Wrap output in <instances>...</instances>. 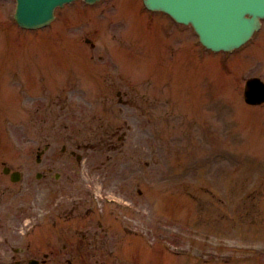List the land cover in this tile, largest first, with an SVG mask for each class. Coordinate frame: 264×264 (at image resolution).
<instances>
[{
	"label": "rangeland",
	"instance_id": "obj_1",
	"mask_svg": "<svg viewBox=\"0 0 264 264\" xmlns=\"http://www.w3.org/2000/svg\"><path fill=\"white\" fill-rule=\"evenodd\" d=\"M132 1L136 3L135 4L133 2L136 21L134 20L133 15L130 13H120V15L128 16L132 23H138L141 21L145 23L144 18H141L140 16L137 17V14L139 13L136 7L139 4V1ZM122 2L123 0H118L116 2V4L114 5L116 10L120 9ZM7 3L8 2L0 3V7H2L0 8V12H2L3 14L2 16H0V25L2 26V28L0 29H2L5 34L11 35L12 33H17V30L16 26L10 22L13 16V3L10 2L8 3L9 5ZM5 9L7 11H5ZM107 9H104L102 7L81 9L82 11H79L80 14L78 17H73L74 15L72 12L69 14L66 13L64 15L60 14L59 20L52 30L44 32L42 34H29L22 39L15 36L14 43L20 46L23 42L27 41V43L29 44L27 54L40 52L41 54H48L50 57L53 55L54 57H51V61L49 63H46L47 66L45 67H51L55 71H63L65 75L70 79L79 77L84 83H86L89 81V79L84 76L85 73H76L74 69L77 67H81L82 65L86 71L88 70L89 74V64H87L89 62V57L91 55L96 57L100 56L103 52L102 46L107 45V39L103 36L105 31L102 28V23L105 26L107 25V21L105 19L98 21L95 18V15L100 13L101 10L105 12L107 11ZM109 12L114 13L116 11L109 10ZM92 16L96 23L92 21ZM110 20L112 21V19ZM157 24L161 29L157 31V39L162 42H167V38L164 36L163 31V28L168 29L167 21L163 19L162 21H157ZM130 28L131 27H126L125 31L128 32ZM141 29L144 34L146 31H149L150 35L155 39L152 31L147 26H142ZM83 35L92 38V40L96 43L97 48L99 49L91 52L90 47L84 44V42L82 41ZM1 36L2 35L0 33V46ZM30 38H32V40H30ZM67 38H69V40ZM14 43H11V45H13ZM73 43L74 45L71 46ZM69 46L71 47L68 49L67 47ZM5 48V46L0 47V53H5ZM259 48L264 51V42L259 45ZM43 50L48 52H45ZM250 50L255 53L253 59L256 60L258 54L261 52H257L259 50L253 48H251ZM162 53L165 56L166 51L162 49ZM247 55L253 57V54H251L250 52H246V55L244 54V52L242 54L235 55V57H232L231 60L228 61L227 67L224 68H222L217 63L218 56L209 55L206 58V61L202 62V67H198L196 66L197 57L195 49L193 51L191 47L188 48L187 53L184 57L179 55L178 49L176 51L175 61H173V58L168 59V64H170V66L165 69L166 76L157 72L156 78L159 81L163 80L166 77L164 82H171L173 81L172 76H175L173 75V71L180 70L183 74V76H181V81L184 89L185 79L190 77V74L195 72L196 68V79L191 77L188 80V86L195 82V85L191 86L190 88L196 94V97L192 95L189 96V98L184 97L183 99H181V101H178L177 105L181 106L179 109L182 111L183 116H188L190 112L183 108L184 106L182 105L184 104H181V102H187L191 105L195 103L196 108H193V113L196 114V118H199L196 119V130H191V125L189 124L187 127L188 131L184 130V132L190 136L189 140L196 138V142L200 144L201 147L192 149V147H194L193 143L191 144L189 142V145H186L180 139H178L179 142L177 141L176 143H174V141L171 140L170 137L171 141L165 142V144H168L170 147H176L173 151V154L175 156L171 157L173 154L167 155L166 153H163V151L155 148L156 140L160 138L161 131H157L152 134V152H155V157L151 153V157L153 156L151 158V160L153 159V166L151 168L150 177H152V181H154V177L156 175H161L162 173V176L158 177H162L163 182H151L150 177L147 175V171L143 170V168H140L139 165L136 166V175L137 178H141L140 180H142V183L144 184V187L146 189L149 187L151 188V204L156 205L157 203V205L159 206V210L153 211L151 213L152 218L150 225L152 226V229L154 231L152 237L153 240L154 236L157 233L156 230L162 227L163 229L166 228L168 230H173L172 232H170V234H168V239L174 245L179 244L185 247L194 246L193 244H190L194 239V230L196 228L194 223L195 220H199V218H217L219 217V214H222V207L225 208V212H227V209L229 207L232 211H236V209L238 208L239 213L246 215L247 210L238 207V202L233 201V199L231 201L228 200L227 193H231L233 195V193L236 192V197L240 194L245 195V193H248V191L251 190L250 188L254 183H259L258 180L261 179L264 180V176H261L264 169V124L262 121L264 119V112L262 111L264 109V106H262L261 109H243L242 107V91L244 89L245 79L257 75L264 79V68L257 67V70H245V61L243 60V58ZM37 59H40V57H38ZM44 60L46 59L44 58ZM192 61H195L193 67H191L188 73L184 75V72L188 70L189 64H191ZM210 61H214V64L216 63V67L221 71L216 73L215 76L214 74H210L208 72L211 67ZM249 61L250 60H248L247 62ZM250 65L253 66L254 62L251 61ZM163 66L164 64L162 62H159L156 65L157 71L161 70ZM151 68L153 69V65ZM154 71L155 70L153 69L152 72ZM204 72H207V75ZM216 77L220 81L213 82L212 79H216ZM38 83L40 84L41 82L39 81ZM17 84V79H8L3 81L2 90L3 99L5 102H18L10 93L11 90L15 86H17ZM68 84L61 85L55 81L54 84H50V86H39V89H36V91H42L40 92L41 97H25L23 99V102H33L35 112L36 109L40 105H42V102H72L71 112L73 116L71 117V119L74 120L76 117L84 118L80 123H67L71 130L79 131L76 137H74V140L89 139L86 138L85 135H94L95 132L92 131L103 132L102 129H99L101 126H103L105 129L109 128V130H113L115 128L114 122L117 118L114 115L119 113V109L117 108V101H113V92L112 97L108 93H106V97L109 98V101L105 102V99H103L104 101H101V99L98 100L96 86L94 87L93 94V92L90 91L87 87L81 86L79 83H74L73 86L69 87V89L64 90V88ZM121 85L126 86V82H121ZM200 85H202V87ZM220 85H224V88H219ZM88 86L93 88V85L91 84H89ZM212 86H216L214 88L215 90L212 88ZM178 88L179 87L176 86L174 89L178 91ZM205 88L207 89V92ZM126 90L128 92H132V89L129 87H126ZM225 92L227 94H224ZM137 93H139L140 96H143L146 91L142 90ZM184 94L186 95V93ZM156 97L158 98V100L160 99V96L158 94L155 96V98ZM129 98H131V96H129ZM223 102H228V105L230 104V106L234 110L233 114L235 115V113H237L238 115V117L235 115V122L232 124H225L220 120V118L224 120V117L226 115V110L221 105ZM14 111L17 112V109H13L10 115L11 122H6L5 127L12 133V137H17V132H23L24 128L19 116L13 115ZM57 113L63 114L64 112L57 110ZM38 116L39 118H41L40 115ZM33 117H35V114L33 112H30L27 116L29 120L28 123L30 125H32L31 120L33 119ZM126 118L132 124L136 122V120L129 119V116H127ZM186 120L188 119H185L184 121ZM226 121L227 123H230L228 118H226ZM145 127V123L139 122V127H137L131 133V137L135 138L136 141V150L141 152V157L137 159H141L142 162L145 161L144 140H146V135L142 133V130H145ZM1 130L3 129L0 117V134L3 133V131ZM13 131L16 132L14 133V135ZM232 136H234L235 138H233ZM216 137L219 141H222V144H224V146H227L229 148L221 150V145L215 147L214 141L216 140ZM243 138L245 139L243 140ZM62 141L63 140H57L58 143ZM4 145H6V140H4ZM159 145L160 147H163L162 144L159 143ZM179 146L183 149V151L181 154L177 155L175 153L179 151ZM232 156L238 157L239 161L235 159L234 162L232 160ZM247 157L248 159L246 161ZM183 158H190L191 161L189 160L186 163H194V168L190 172V175L192 177L189 179L185 177L184 180L180 182L176 178L178 174L174 173V171H169V176H167L165 170L163 169V165L168 162H173L179 164L180 168V165H183V163H181ZM196 164H200L199 167L196 166ZM243 168H246L247 171L245 172ZM229 169L231 170L229 172V176H227L226 171ZM257 169H262V171H259ZM209 172L210 176L208 177L207 175ZM128 173L129 170H127V174ZM216 176L223 178V180H215L216 197L209 198L208 196L203 195L201 196V199L204 200L203 202L201 199H196L197 194L199 193H196V183L203 184L205 183V180H212L213 177ZM101 182L102 181L97 182L96 184L102 185ZM227 182L231 187H228ZM247 182H249V184L247 185L248 188L246 190L241 189L242 186H245ZM187 184L189 186H187ZM152 190H158L160 193ZM163 193H167V195L169 196L164 201H161ZM257 194H259V192H257ZM205 199H210L214 202L212 203ZM224 203L227 204L225 205ZM252 204H254L255 206L257 205L256 202H252ZM137 205L139 206L137 210H141L142 214H145L144 210L148 208L149 203L143 197L140 198L137 196ZM261 210L262 213L260 214V216L264 219V204ZM204 214L206 216H204ZM23 215L25 217L28 214L24 213ZM30 215H33V212ZM165 215L171 218L172 223H170L168 219L164 217ZM232 215V213L227 214V216L224 217L222 221L212 219L213 225L211 222L208 223L209 225H212V228H210L209 231L214 235L222 234V236L230 238L234 236L235 234L233 232L240 225V222L239 220L227 221ZM145 216L147 217L148 215L145 214ZM234 216H237V214H234ZM26 225L28 226L26 227ZM34 225L38 226V223L33 219H26L24 222H22L20 225L21 235H23V233L27 229L31 228ZM46 226L47 224H43L41 227L45 228ZM203 237L205 236L202 234L198 235L196 232V241L204 239ZM115 243L122 253H126V250L130 249L132 258L130 259L133 262L136 261V264H195L194 260L186 261V259L178 256H169L162 247H159V245L157 244V240H155V245L152 247L146 245V242L144 240L136 236H126V238L115 241ZM217 261L218 260H216L215 262ZM229 264L245 263L229 262Z\"/></svg>",
	"mask_w": 264,
	"mask_h": 264
},
{
	"label": "water",
	"instance_id": "obj_2",
	"mask_svg": "<svg viewBox=\"0 0 264 264\" xmlns=\"http://www.w3.org/2000/svg\"><path fill=\"white\" fill-rule=\"evenodd\" d=\"M212 15H216V12H213ZM208 17V16H207Z\"/></svg>",
	"mask_w": 264,
	"mask_h": 264
}]
</instances>
